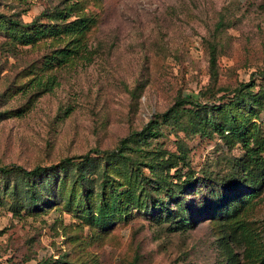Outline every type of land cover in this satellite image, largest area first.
Listing matches in <instances>:
<instances>
[{"label": "rangeland", "instance_id": "rangeland-1", "mask_svg": "<svg viewBox=\"0 0 264 264\" xmlns=\"http://www.w3.org/2000/svg\"><path fill=\"white\" fill-rule=\"evenodd\" d=\"M82 14L94 18L85 46L71 59L51 63L53 50L74 44L72 36L46 31L35 37L3 18L37 19L48 30ZM210 40L219 49L218 86L245 81L255 83V92L264 87V0H0V164L49 166L38 204L23 174L10 184L0 177V264H225L231 249L243 252L242 235L231 237L233 229L208 215L192 228L173 230L160 219L168 206L158 205L156 213L139 206L138 197L149 198L142 173L123 158L94 155L61 167L66 156L115 147L167 111L180 93L200 98L211 81ZM49 75L56 83L44 91L37 80ZM253 98L262 107L254 120L264 133V92ZM201 99L212 100L209 94ZM160 128L144 146L178 153L182 139L200 179L203 170L226 171L228 160L246 151L240 139L227 142L215 130L187 135L167 123ZM173 160L176 166L163 173L176 181L177 168L185 172L188 166ZM105 170L118 190H128L123 194H130L131 208L102 230L85 217L89 209L98 212L110 190ZM200 183L185 185L193 192L184 197L170 194L171 184L159 192L171 207L182 198L196 204L208 187ZM247 216L263 223L264 186Z\"/></svg>", "mask_w": 264, "mask_h": 264}, {"label": "trees", "instance_id": "trees-1", "mask_svg": "<svg viewBox=\"0 0 264 264\" xmlns=\"http://www.w3.org/2000/svg\"><path fill=\"white\" fill-rule=\"evenodd\" d=\"M9 23L27 28L26 30L38 37L39 33H49L56 37H70L74 44L53 50L49 56L51 59L64 61L71 59L72 55L77 53L80 48L85 46L82 38L87 30L90 29L94 18L87 15L61 22H54L50 28L42 29L37 19L31 22H25L17 16H3ZM223 23L220 22L218 27ZM210 63H211V81L207 88L200 90V98H195L190 93H180L176 97L175 103L167 111L157 115V118L151 120L141 130L130 132L120 140V143L112 148H92L84 153L66 156L61 167L66 164L77 163V160H89L101 155L106 160L109 158L120 157L129 164L136 167L141 172V180L145 186L147 202H142L137 198L139 206L146 207L147 211L158 212V205L169 208V212L161 216L160 219L170 221V228L173 230H187L192 228L196 219L199 217L211 218L218 225H226L233 229L230 234H241L244 242L235 238L243 248V252L238 253L231 249L226 256L225 264H264V221L261 224L256 220L249 219L251 201L258 196L264 186V133L260 124L254 120V116L259 115L262 109L255 100L254 96L264 92V87H260L255 92L253 82L241 81L232 88L218 86V45L216 40L209 41ZM264 73V71H262ZM37 84L43 87V90H49L54 87L56 77L49 75L46 79L39 78ZM223 92L222 94H219ZM209 94L211 101L203 100L201 97ZM224 100L221 103L215 100ZM161 123L177 126L184 130L187 135L197 133L210 134L215 130L225 138L227 142L240 139L243 142L246 151L241 156H232L229 160V167L226 171L214 173L213 171L203 170V179L195 176V171L191 168L188 156L189 150L186 143L179 139V152L169 150H152L144 145L150 144L153 137H157L161 132ZM213 125L215 128H211ZM214 132V131H213ZM96 155V156H94ZM168 155V156H167ZM174 158H179L188 169L183 172L178 169L177 180L166 177L163 169L176 166ZM143 166L150 169V174L144 172ZM49 166L36 165L28 169L19 164H0V177L4 183L15 182L17 173L23 174L27 181V189L34 201H37L36 194L39 188L41 177L48 172ZM110 174L104 171V186H109L110 190H104L106 195L104 204L99 207L95 213L89 209L86 219L93 224H97L102 230L109 228L117 218L126 217L130 213V194L124 196L128 190H118L113 181L109 182ZM1 180V181H2ZM164 182V183H163ZM201 182V183H200ZM208 185L205 190H200L196 204L183 202L178 206H169V201L160 194V189L166 184H171L170 194L176 196H185L188 191L185 185L198 187V184ZM15 185V184H14ZM199 189V188H197ZM17 193V192H15ZM130 193V192H129ZM39 202L37 201L36 204ZM171 207V208H170ZM125 213L127 215H125ZM77 264L76 262H69Z\"/></svg>", "mask_w": 264, "mask_h": 264}]
</instances>
